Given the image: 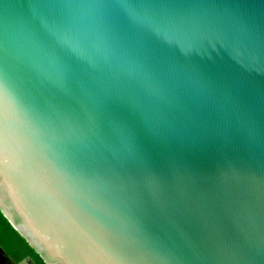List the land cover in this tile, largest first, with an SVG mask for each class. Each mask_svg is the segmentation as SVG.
Wrapping results in <instances>:
<instances>
[{
	"label": "water",
	"instance_id": "water-1",
	"mask_svg": "<svg viewBox=\"0 0 264 264\" xmlns=\"http://www.w3.org/2000/svg\"><path fill=\"white\" fill-rule=\"evenodd\" d=\"M0 210L45 264H264V0H0Z\"/></svg>",
	"mask_w": 264,
	"mask_h": 264
},
{
	"label": "trees",
	"instance_id": "trees-1",
	"mask_svg": "<svg viewBox=\"0 0 264 264\" xmlns=\"http://www.w3.org/2000/svg\"><path fill=\"white\" fill-rule=\"evenodd\" d=\"M0 246L15 261L31 257L37 264H45L41 256L12 227L0 210Z\"/></svg>",
	"mask_w": 264,
	"mask_h": 264
},
{
	"label": "flooded vegetation",
	"instance_id": "flooded-vegetation-1",
	"mask_svg": "<svg viewBox=\"0 0 264 264\" xmlns=\"http://www.w3.org/2000/svg\"><path fill=\"white\" fill-rule=\"evenodd\" d=\"M24 260H29L28 264H37L31 257H26L21 261H15L10 255L0 246V264H21Z\"/></svg>",
	"mask_w": 264,
	"mask_h": 264
}]
</instances>
